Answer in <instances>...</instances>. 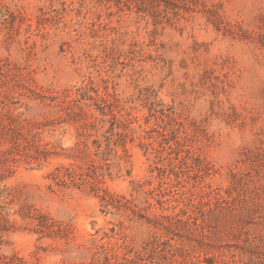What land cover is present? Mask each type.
I'll list each match as a JSON object with an SVG mask.
<instances>
[{"label":"rangeland","instance_id":"obj_1","mask_svg":"<svg viewBox=\"0 0 264 264\" xmlns=\"http://www.w3.org/2000/svg\"><path fill=\"white\" fill-rule=\"evenodd\" d=\"M0 264H264V0H0Z\"/></svg>","mask_w":264,"mask_h":264}]
</instances>
